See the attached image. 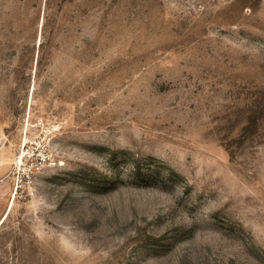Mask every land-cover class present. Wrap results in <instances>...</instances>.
<instances>
[{
  "label": "rangeland",
  "instance_id": "374dc122",
  "mask_svg": "<svg viewBox=\"0 0 264 264\" xmlns=\"http://www.w3.org/2000/svg\"><path fill=\"white\" fill-rule=\"evenodd\" d=\"M0 264H264V0H0Z\"/></svg>",
  "mask_w": 264,
  "mask_h": 264
},
{
  "label": "built area",
  "instance_id": "2783aa9c",
  "mask_svg": "<svg viewBox=\"0 0 264 264\" xmlns=\"http://www.w3.org/2000/svg\"><path fill=\"white\" fill-rule=\"evenodd\" d=\"M36 127L38 128H42L44 127V123L42 121L37 122ZM35 145V141L32 143ZM26 144H24L22 146V148H24ZM46 145H41V149H40V154L38 157H34V155L32 157H27L24 159V156L18 157L16 159V164L18 167H23V164L29 163L31 166V169L29 171V173H27L25 175V179L27 182H31L33 179V173L34 171H37L38 169H40L47 161H48V155H47V151H46ZM23 159H24V163H23Z\"/></svg>",
  "mask_w": 264,
  "mask_h": 264
}]
</instances>
